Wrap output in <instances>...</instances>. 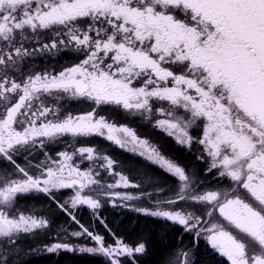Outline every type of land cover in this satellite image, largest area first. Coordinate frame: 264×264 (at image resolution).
<instances>
[{
    "label": "snow or ice",
    "instance_id": "snow-or-ice-1",
    "mask_svg": "<svg viewBox=\"0 0 264 264\" xmlns=\"http://www.w3.org/2000/svg\"><path fill=\"white\" fill-rule=\"evenodd\" d=\"M45 34L51 43L29 47ZM63 50L83 58L57 73L17 77L27 58ZM62 101L91 110L65 112ZM104 108L145 121L157 117L152 126L177 145L200 146L204 168L166 157L131 127L99 114ZM94 136L138 154L174 181V196L152 206L143 200L131 206L140 197L112 194L124 202L113 207H131L154 223L169 222L161 228L179 225L192 236L165 264H204L201 239L210 256L227 264H264V0H0V248L8 252L22 237L47 234L63 213L78 228L58 225L67 239L45 245L48 254H99L108 264H137L143 242L130 246L108 229L114 245L106 244L74 211L87 206L95 214L102 206L85 193L90 185L107 195L99 172L82 171L77 156L100 160L119 177L109 189L141 187L114 172L116 161L96 147L74 146ZM55 144L73 151L54 158L46 149ZM35 152L44 157L39 163H17V156ZM65 189L74 194L61 200L57 194ZM24 196L46 197L52 218L12 212ZM81 237L93 246H74L71 238ZM0 264H10L6 254Z\"/></svg>",
    "mask_w": 264,
    "mask_h": 264
},
{
    "label": "flooded vegetation",
    "instance_id": "flooded-vegetation-1",
    "mask_svg": "<svg viewBox=\"0 0 264 264\" xmlns=\"http://www.w3.org/2000/svg\"><path fill=\"white\" fill-rule=\"evenodd\" d=\"M43 43H51V37L47 34L43 35L39 38V41H31L29 42V47L35 46L39 48ZM82 56H77L74 53H72L70 50H63L59 53L55 52H44V53H37L33 57L27 58V67L23 70V74L17 73V77L20 79L26 78V76L30 72L35 73H43L45 71L57 73L60 70H62L65 66H70L72 63L78 62L79 59H82ZM62 104L65 105L64 111L65 112H72L73 114L83 113L85 111L91 110L90 106L83 104V103H77L74 101H62ZM101 115H105L110 120H115L117 125H127L134 129L138 136L142 139H148L151 143L156 145L159 150L164 154L167 155L169 158L178 161L182 164H185L184 166L186 168L197 170V169H203L205 166V161L202 159H199V157L202 155L200 151V146L196 143H193L191 146V149L189 150L187 147L183 146H177L176 143L173 141V137L167 136V134L159 128H154L152 125L154 123V119L157 117H154L151 121H145L142 120L139 116H126L121 112H113L108 108H104L100 111ZM194 136L199 135L198 132L192 133ZM70 138L65 137V140H69ZM166 140L170 141L174 148H179L183 151V154L185 156H188L190 159L189 161H185L184 159H181L179 155H176L173 153V151L170 153H167L166 150ZM176 145V146H175ZM75 147L80 146H93L96 147L98 152L101 153V155H108L110 158L114 159L116 161L114 165V172L116 173H122L129 177L130 181L133 183H137L141 185V187L138 188H132L129 187V192L133 196L140 197V200H132L128 201L127 204L131 206H135L131 203L134 202H140L143 200L144 202H147L151 205H154L156 201H152L151 199L154 198L152 195H154L155 190H158V201L160 200H166L165 199V188H166V176L167 174L163 172L158 166L150 164L148 161H146L143 157L139 156L138 154H134L132 152H129L125 149H122L111 142L107 141L106 139L102 137H91V138H80L77 141L74 142ZM49 152V155L56 157V152L61 150H68L69 152L73 151V148H68L66 144H55V145H49L46 149ZM166 156V157H167ZM43 155L40 154V152H35L32 156H17L16 160L17 163H20L22 166H27L28 161H31L32 164L39 163L40 160H43ZM74 162L79 166V168L83 170L93 169L94 173L99 172V176L96 178L99 180H110V179H116L118 180L119 177L117 175L109 174L104 170V168L101 166L102 161H87V160H81L78 156L74 158ZM141 170H140V168ZM32 171V169H30ZM0 174H3L0 172ZM207 175H211L208 173ZM146 177H151V180H158L157 185H152L149 183V180L146 179ZM147 188V191H146ZM69 190V189H65ZM62 190V191H65ZM135 191L137 193H135ZM145 191L146 194L143 193ZM151 193V196L148 194ZM140 195V196H139ZM115 203L121 204L124 203L123 201H120L118 198L115 197ZM179 205V204H178ZM113 207V204L111 205ZM150 206V205H149ZM167 205H162V207H166ZM181 206H179L180 209ZM121 207H113V215L115 218H118L119 216L126 218H132V221H134V216H136V212L130 210H120L118 209ZM131 208V207H128ZM178 209V210H179ZM82 213H81V212ZM79 212V217L82 218L85 217L83 214L84 211H87L86 207H82ZM100 213V212H99ZM107 213H100L98 215L100 218L103 219V223L105 225V217ZM145 220L152 219L150 217H144ZM143 218V219H144ZM99 222V221H98ZM135 222V221H134ZM161 224H164V221H160ZM177 228L180 229L179 225H175ZM113 237V236H111ZM183 237V241L181 242L182 248H187L190 244H192L194 241L192 239V236L189 233L183 232L180 230L179 239ZM198 252L202 251L205 253V257H207L212 264H227L225 258H221L218 254L209 255L208 253L211 252L210 248L206 246L204 241L201 239L198 243ZM193 255L196 254L195 251L192 253ZM144 254H139L136 257L140 258L143 257ZM137 262V260L135 259Z\"/></svg>",
    "mask_w": 264,
    "mask_h": 264
},
{
    "label": "rangeland",
    "instance_id": "rangeland-1",
    "mask_svg": "<svg viewBox=\"0 0 264 264\" xmlns=\"http://www.w3.org/2000/svg\"><path fill=\"white\" fill-rule=\"evenodd\" d=\"M173 141L175 142L174 138H173ZM176 162H178V161H176ZM178 163L180 165H183V166L185 165V164H182L180 162H178ZM166 178L167 179H166V188H165V199H168V198L174 196V192H172L170 190L174 184V181L168 175L166 176ZM116 181H117L116 179L101 180L102 184L105 186L103 189V193H107V195L95 191L94 190L96 188L95 185H90L88 188H86L84 190L85 193L91 194L94 198L99 199L101 201L102 206L99 209L95 210V214L93 213V210L87 208V206H84L87 208V211H84V213H83L85 215V217H83V215H82V219H80V222L84 226L89 227V229L91 231H93L94 233L102 235L105 238L106 244H113V245H114V239H113V237H111L112 235H110L108 233L105 225L101 223V221L103 222V219L100 218L98 215H100V213L102 215V213H105L107 211H109V212L113 211L114 212L113 207L111 205L113 204V202H115L116 196H114L112 194L118 193L121 196L132 195L129 192V187L128 188L118 187V188H112V189L107 188L108 184H114ZM149 183L156 186L158 183V180H151V181H149ZM146 191H147V188H146ZM135 193H137V192L135 191ZM143 193L146 194L145 191H143ZM73 194H74L73 190L69 189V190L61 191L57 195L61 198V200H67ZM152 197H154L151 199L152 201H158V199H157L158 198V190H155V193H154V195H152ZM116 198H118V197H116ZM31 199H36L39 203H41L42 205H45L46 208H42V207H40V205L39 206H36V205L30 206L29 200H31ZM140 202H134L131 204L139 205ZM145 203L148 206L149 205L152 206L151 204H149L147 202H145ZM179 206H181V205L175 206L177 208V210L179 209ZM49 208H54V205H52L51 201H49L46 197H43V196H24V197H18L17 198L16 205H15L14 209H12L11 211L14 212L15 214L23 213L24 215H33V216H37L39 218L51 219L52 216H51V213L49 211L50 210ZM81 208L74 210L76 212V215L77 214L79 215V213L81 212L80 211ZM127 209L130 210L131 208L121 207L118 209V211L127 210ZM135 215L139 218L145 217V216H143L137 212ZM67 220H69L70 222L67 223L68 222ZM91 222L95 223V228L90 227L93 224ZM60 224H63L64 227L68 228L69 232L78 228V225L73 223L66 214L57 213L54 217V220H53V223H52L50 229L46 230L47 234H36V235H29L26 237H22L16 245L10 246L12 249L11 251L6 252L3 248H0V254H6L9 257L10 264H23L26 260L30 259L31 257L38 256L39 254L38 255L36 254L37 250H42L41 252H43V254H48L46 251H44L45 245L50 244L52 242H60L61 240L67 239L65 234L63 232H61L59 227H58V225H60ZM41 240L46 241L45 242L46 244L45 243H39V241H41ZM71 242L74 244V246H93V242H91L90 240H88L84 237L79 238V240H77L76 238H71ZM60 253H68V252L61 251ZM68 254H71V253H68ZM72 254L78 255V256L88 255V254H78V253H72ZM137 255H139V254H137ZM89 256L90 257H98V258H101L104 261L108 262L105 257H103L102 255H99V254L89 255ZM136 258L137 257H135V259ZM124 259H127V258H124Z\"/></svg>",
    "mask_w": 264,
    "mask_h": 264
},
{
    "label": "trees",
    "instance_id": "trees-1",
    "mask_svg": "<svg viewBox=\"0 0 264 264\" xmlns=\"http://www.w3.org/2000/svg\"><path fill=\"white\" fill-rule=\"evenodd\" d=\"M165 146L167 152L171 153L173 151V153L179 155L181 159H184L185 161L190 160L188 156L183 154L181 149H173L170 141L166 140ZM29 205H40V207L46 208L45 205H42L36 199L29 200ZM105 213H107L104 221L107 226V231L110 229L117 237L130 246H135L139 242H143L146 245L144 256L136 258L137 264H165L169 253L175 250L177 246L181 247V242L184 238L181 237V239H179L180 229L175 225L161 228V223H154L153 219L145 220V218L143 219L134 216V222L132 221V218H126V216L115 218L112 212L107 211ZM77 218L79 220L82 219L78 214ZM67 221V223L70 222L69 220ZM90 227L95 228V223ZM45 242L46 241L43 240L39 241V243ZM41 251L42 250H37L36 254L39 255L31 257L23 264H108V262L101 258L90 257L89 255L78 256L72 253L43 254ZM199 254L200 259L204 261V264H212V262L205 257L204 252L200 251Z\"/></svg>",
    "mask_w": 264,
    "mask_h": 264
}]
</instances>
